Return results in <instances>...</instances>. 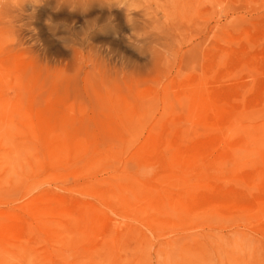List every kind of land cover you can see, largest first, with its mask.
<instances>
[{"label":"rangeland","instance_id":"rangeland-1","mask_svg":"<svg viewBox=\"0 0 264 264\" xmlns=\"http://www.w3.org/2000/svg\"><path fill=\"white\" fill-rule=\"evenodd\" d=\"M63 3L77 1L10 0L21 7L22 22L0 10V212L29 220L36 199L57 196L83 213L82 220L55 216L54 227L37 230L26 245L0 247V264H221L210 241L217 231L264 238V144L254 146L253 165L228 166L222 179L209 183L240 195L242 210L214 208L221 198L209 194L195 211L164 215V223L160 210L130 207V228L122 229L128 209L109 186L126 176L136 182L139 172H124L116 157L102 160L91 135L77 139L82 156L53 163L45 146L49 133L36 125L48 99L71 120L64 125L70 138L57 144L74 141L69 128L81 136L106 127L107 114L142 116L135 127L143 129L169 125L171 114L189 115L185 96L200 83L235 95L236 105L264 110V0H139L134 6L143 10L129 22L115 6L93 3L83 12ZM248 144L235 158L244 159ZM94 214L110 232L94 229ZM171 240L203 252L204 259L162 256ZM223 264L240 261L224 253Z\"/></svg>","mask_w":264,"mask_h":264},{"label":"bare ground","instance_id":"bare-ground-1","mask_svg":"<svg viewBox=\"0 0 264 264\" xmlns=\"http://www.w3.org/2000/svg\"><path fill=\"white\" fill-rule=\"evenodd\" d=\"M9 1L5 0L0 10L12 13L14 21L22 22L16 14L21 11V7L12 6ZM190 92L185 96L189 115L171 114L170 121H167L169 125L167 123L143 129L135 127L136 123H142L145 119L142 116L107 114L104 122L106 127L84 130L81 136H77V133L69 128L71 135H74V141L70 142L68 139L66 145L57 144L62 138H70L64 125L71 120L51 106L50 99L38 110L36 125L40 131L52 135L48 134L49 139L45 146L52 154L50 161L53 163L62 166L63 161L73 155V158L82 156L77 139L91 135L96 140L92 144L102 160L106 157H116L114 161L117 164L123 163L124 172L129 171L131 167L139 172L136 182L126 176L110 183L109 187L114 190L115 200L119 199L117 201L128 209L126 220L124 219L127 223L120 224L119 228H130V207L140 213L149 207L160 210L161 217L158 221L164 223V215L169 212L175 215L178 212L187 214L191 210L195 211L201 203L206 202L209 194L221 198L220 203L212 204L214 208L219 205L221 209L242 210L240 195L224 192L209 183L222 179L228 166L253 165L249 157L254 152V146L259 148L264 144V110H249L244 101L242 105H236L235 95L210 92L205 83L193 86ZM40 100L34 99L35 102ZM120 105L116 104L117 107ZM6 132L11 134L9 130ZM144 133H147V137L140 144ZM244 140L249 141L248 153H244V159L235 158L234 154L241 149ZM3 142L4 138H1L0 145ZM263 157L264 154L261 159ZM68 163L67 160L66 165ZM246 177L247 175L244 178ZM177 191L182 192L179 198L173 197ZM72 208L75 207L68 206L60 197L41 196L28 207L29 220L0 212V247L19 248L23 244L26 245L37 230L48 231L53 228L52 218L57 215L75 217L76 223H79L83 213L79 212L77 215V210ZM125 208L123 210H126ZM91 223L101 235L112 229L98 214L93 215ZM194 251L196 250H190L179 240H171L161 248L162 256H173L175 260H184L186 256L204 259L203 252Z\"/></svg>","mask_w":264,"mask_h":264},{"label":"clouds","instance_id":"clouds-1","mask_svg":"<svg viewBox=\"0 0 264 264\" xmlns=\"http://www.w3.org/2000/svg\"><path fill=\"white\" fill-rule=\"evenodd\" d=\"M25 0H22L24 3ZM35 5H40L43 0H31ZM93 3L112 7L115 6L125 10L126 18L129 22L133 12L143 10L141 7L134 6L139 4V0H81L80 3H63L59 5H67L70 11L81 10L86 12ZM5 4V0H0V7ZM212 242L214 247L221 252V264H223L224 253L239 259L240 264H264V238L258 237L251 232L238 231H217L213 234Z\"/></svg>","mask_w":264,"mask_h":264}]
</instances>
